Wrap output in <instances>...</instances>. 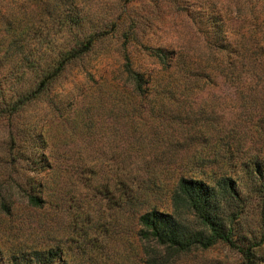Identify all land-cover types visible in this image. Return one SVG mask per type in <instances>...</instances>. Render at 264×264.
I'll return each mask as SVG.
<instances>
[{"label": "trees", "instance_id": "1", "mask_svg": "<svg viewBox=\"0 0 264 264\" xmlns=\"http://www.w3.org/2000/svg\"><path fill=\"white\" fill-rule=\"evenodd\" d=\"M143 3L0 0V264H71L62 244L8 235L96 210L106 233L135 222L133 264L215 247L264 264V0ZM162 4L186 26L165 44Z\"/></svg>", "mask_w": 264, "mask_h": 264}, {"label": "rangeland", "instance_id": "2", "mask_svg": "<svg viewBox=\"0 0 264 264\" xmlns=\"http://www.w3.org/2000/svg\"><path fill=\"white\" fill-rule=\"evenodd\" d=\"M14 1H23V4H25L28 0ZM133 1L134 7L139 9V11L143 10L146 12L152 10L149 5L143 3L148 0ZM173 10L171 6L162 4L159 10H155L157 11L156 13L150 14L153 16L154 27H158L157 38L163 44L173 35L177 36L181 31L186 30L184 19L178 17ZM173 16H175L176 20L179 22L177 27L172 26L171 18ZM148 33L149 35L152 34L151 29ZM112 43H114V41H112ZM102 55L103 53L100 52H98V55H92V62L95 63L100 60ZM81 79H83V75L77 72L76 67H71L67 72V77L63 79L62 84L66 89H69L73 86V83H78ZM3 134L4 127L0 122V137H2ZM69 212L70 213L67 215L60 214L57 216L51 223V229L44 228V218L42 216L39 218L38 222H36L37 217H35V221H31L30 224L32 228L29 223H20L18 225L19 230L16 229L15 231L17 232H15L13 228L8 238L11 239L12 242L35 243L43 241L48 244H62L73 257L71 264H89V260L87 259L89 250L91 252H99L100 250V252H102L101 254L104 255L108 253V255H110L109 257L115 259L118 257V259L124 262L123 264H133L134 261L141 256V242L136 233L137 226L134 225L135 222L131 220H126L125 223L115 222L111 230L106 233L100 231L101 227L97 225V221H100V219H98L99 215H97L98 210L92 212V215L87 219L76 217L74 211ZM33 228L35 231L30 234ZM233 262L234 253L221 247H215L196 257H182L177 260L175 264H233Z\"/></svg>", "mask_w": 264, "mask_h": 264}]
</instances>
